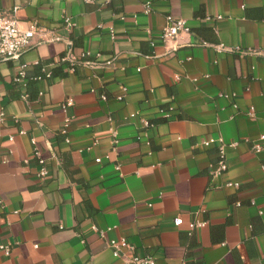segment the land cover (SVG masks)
<instances>
[{
    "label": "crops",
    "instance_id": "0c3cea01",
    "mask_svg": "<svg viewBox=\"0 0 264 264\" xmlns=\"http://www.w3.org/2000/svg\"><path fill=\"white\" fill-rule=\"evenodd\" d=\"M0 13L37 26L0 58V264H126L107 246L120 238L155 264H264V0H0ZM167 15L190 32L163 42ZM62 57L73 70L46 77ZM21 65L46 75L32 96L13 82ZM191 222L204 226L189 235Z\"/></svg>",
    "mask_w": 264,
    "mask_h": 264
},
{
    "label": "built area",
    "instance_id": "2783aa9c",
    "mask_svg": "<svg viewBox=\"0 0 264 264\" xmlns=\"http://www.w3.org/2000/svg\"><path fill=\"white\" fill-rule=\"evenodd\" d=\"M84 3L90 4V3H99L103 2L104 0H81ZM144 10L145 12L149 11L150 3L147 2L144 4ZM13 12L16 10L13 9ZM64 23L67 26H70V20L69 18H64ZM190 28L187 26L186 22L182 19H177L172 17L171 15H167L165 18V25L163 26L161 33H160V39L163 42L174 40L179 34L181 33H189ZM37 33V26L35 23H31L27 29L21 30L18 26V22L14 15H9L5 13H0V58L2 59H18L19 56L22 54L24 50L29 48L32 44V40ZM64 60V59H63ZM26 66L21 65L17 75L14 78L15 82H23L25 79L26 74ZM176 80H179V77H175ZM222 96V94H220ZM26 96H23V99H25ZM102 100H105V96H101ZM118 100H121V97L117 98ZM72 105V101L70 99L66 100L62 105L61 108L65 110L66 108L70 107ZM159 112L163 114V116L167 119L170 117V112L160 109ZM248 116L253 115V109L250 108L247 111ZM139 118V121L141 125L144 128H149L153 125V123L148 120L147 118L143 117L140 112H134L130 115V118ZM4 118V115L2 112H0V120ZM109 122L112 121L110 117L107 118ZM68 121L66 120L65 125L63 129L61 130L62 134L66 133V128L68 126ZM19 134H24L23 131H19ZM110 134L113 137V145H117V134L115 130L110 129ZM12 137H9L8 140L12 141ZM264 136H260L259 141H263ZM31 143L35 145V142L31 140ZM200 145L203 148H210V147H216L217 150V160L214 164L210 165V176L211 177H221L224 175V173L227 171V163L225 159V143L221 137L217 138H204ZM262 150L261 143H255L252 147V151L254 153H260ZM37 164H38V173L37 176L39 178H43L46 174L47 168H46V162L44 159L40 157L39 151L34 147L32 152ZM26 162V161H25ZM264 172V168H262ZM224 187H233L237 188L238 184L233 183L230 181H227L224 183ZM174 224L178 225V220H174ZM204 226L203 222H191L189 224V232L190 235L194 230L201 228ZM94 231H98L96 227L92 228ZM99 236L103 237V232L98 231ZM107 246L111 250L112 256L117 257H125V255L122 253V250H126L128 252V256L125 258L126 264H155L154 258L151 256H142L139 255L134 246L131 245L125 238H120L119 240H109L107 241ZM5 253L8 254L9 250L8 248H5Z\"/></svg>",
    "mask_w": 264,
    "mask_h": 264
},
{
    "label": "trees",
    "instance_id": "16d2710c",
    "mask_svg": "<svg viewBox=\"0 0 264 264\" xmlns=\"http://www.w3.org/2000/svg\"><path fill=\"white\" fill-rule=\"evenodd\" d=\"M199 34H200V31L198 30L197 31ZM64 59V60H63ZM67 60H66V57H62V58H60V62H61V64L62 65H60V66H58V71H56V72H52L50 75H48V76H46L45 74H43V73H38L39 75H35V76H30V75H28L27 74V72H26V74H25V79H24V81H27V85H28V91H29V94L32 96V95H34L35 94V86H36V81H38V80H40V79H42L43 77H48L49 79L50 78H52V76L54 77L56 74L57 75H62V72H63V69H62V66L63 65H65V67H67V69H69V70H73V68H74V64H73V62L72 61H68V62H66ZM13 82L15 83V84H20L21 82H15L14 80H13ZM26 96V98L25 99H27V95H25Z\"/></svg>",
    "mask_w": 264,
    "mask_h": 264
}]
</instances>
